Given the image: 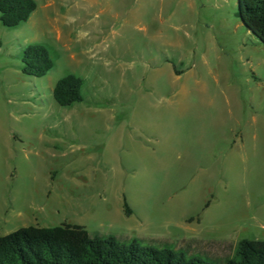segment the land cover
<instances>
[{
	"label": "rangeland",
	"instance_id": "rangeland-1",
	"mask_svg": "<svg viewBox=\"0 0 264 264\" xmlns=\"http://www.w3.org/2000/svg\"><path fill=\"white\" fill-rule=\"evenodd\" d=\"M34 1L0 23V238L70 225L210 257L264 242V46L238 0ZM34 45L43 79L22 73ZM68 76L83 103L61 108Z\"/></svg>",
	"mask_w": 264,
	"mask_h": 264
},
{
	"label": "trees",
	"instance_id": "trees-1",
	"mask_svg": "<svg viewBox=\"0 0 264 264\" xmlns=\"http://www.w3.org/2000/svg\"><path fill=\"white\" fill-rule=\"evenodd\" d=\"M37 9L34 0H0V23L6 29H17ZM237 15L264 46V0H238ZM21 62L23 75L30 78L43 79L54 68L48 50L41 45L28 47ZM83 87V80L68 76L55 85L53 99L61 108H72L83 103ZM124 211L131 215L126 200ZM199 255L203 258L169 245L158 249L125 245L114 236H91L83 227L70 225L29 227L0 238V264H264V242L244 239L232 255Z\"/></svg>",
	"mask_w": 264,
	"mask_h": 264
},
{
	"label": "water",
	"instance_id": "water-1",
	"mask_svg": "<svg viewBox=\"0 0 264 264\" xmlns=\"http://www.w3.org/2000/svg\"><path fill=\"white\" fill-rule=\"evenodd\" d=\"M243 23V22H242ZM244 24V23H243Z\"/></svg>",
	"mask_w": 264,
	"mask_h": 264
},
{
	"label": "crops",
	"instance_id": "crops-1",
	"mask_svg": "<svg viewBox=\"0 0 264 264\" xmlns=\"http://www.w3.org/2000/svg\"><path fill=\"white\" fill-rule=\"evenodd\" d=\"M244 240V239H243Z\"/></svg>",
	"mask_w": 264,
	"mask_h": 264
}]
</instances>
